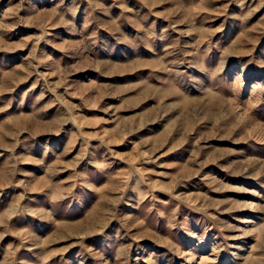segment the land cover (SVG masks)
I'll use <instances>...</instances> for the list:
<instances>
[{"label":"rangeland","instance_id":"1","mask_svg":"<svg viewBox=\"0 0 264 264\" xmlns=\"http://www.w3.org/2000/svg\"><path fill=\"white\" fill-rule=\"evenodd\" d=\"M0 264H264V0H0Z\"/></svg>","mask_w":264,"mask_h":264}]
</instances>
